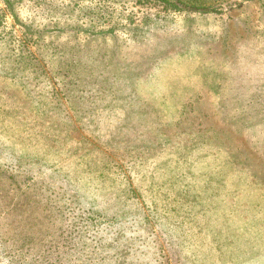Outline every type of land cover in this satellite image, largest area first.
I'll use <instances>...</instances> for the list:
<instances>
[{
  "label": "rangeland",
  "instance_id": "obj_1",
  "mask_svg": "<svg viewBox=\"0 0 264 264\" xmlns=\"http://www.w3.org/2000/svg\"><path fill=\"white\" fill-rule=\"evenodd\" d=\"M0 264H264V0H0Z\"/></svg>",
  "mask_w": 264,
  "mask_h": 264
}]
</instances>
